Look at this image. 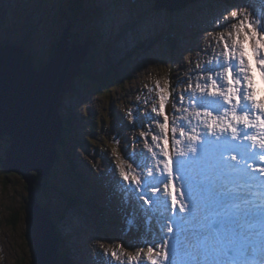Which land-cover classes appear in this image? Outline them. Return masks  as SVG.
Wrapping results in <instances>:
<instances>
[{
  "label": "rangeland",
  "instance_id": "rangeland-1",
  "mask_svg": "<svg viewBox=\"0 0 264 264\" xmlns=\"http://www.w3.org/2000/svg\"><path fill=\"white\" fill-rule=\"evenodd\" d=\"M39 3L42 0H37ZM80 1V5H81V0ZM113 1L118 2L117 0H98L99 6H100V13H101V18H96L93 16V14L91 13V10L94 9V2L93 0H86V2L82 3V7H83V12L81 13V15H79L78 19H76L75 15H74V6L71 2H68V4H70L69 7H63V11L65 12L63 15V19L59 18V15L56 14V19L55 20V24L54 26L57 27V31H58V27H59V31H61L59 33V36L61 35V33L63 32V30L68 27L69 24H71L72 26H74L72 28V31H76V33L81 37L84 38L86 36V34H90L92 37H96V34H94L92 31V29L94 28L95 30V26L99 23L101 24H105L103 25L104 27H100L99 30H101L102 33H104V36L107 35L110 31L112 30H108L109 29V25H107L109 22L110 24H116L117 22H122L124 21L123 18H120V16L118 14H116L111 8L114 4ZM120 1V0H119ZM201 0H199L198 2L192 3L191 0L188 1V7L180 10V11H176L175 16H168L167 13H160V14H155V15H151L149 14V10H151L152 8V4H153V0H135V2L133 1V4H137V17L142 19L144 18L143 16L146 14L149 19L150 22H158L160 24H163L164 28L169 29L170 35L169 37H172L174 39L176 34H179L178 37V44H177V55H178V61L176 63H165L163 59H161L160 62H156V66H153L151 64H149L151 66V68H153L154 70L157 71V74L160 78H164V81H160L161 83V87H168L169 81H171V84L177 85L178 87V94L176 97V108L174 109V104L172 103L171 105H169V109H171L174 112V116H172V126H176V124H180L183 125V122L188 123V121H185L182 119V116L184 115H192V113L198 114L199 117L197 116V118L195 119L194 123H198L201 124V126L203 125H208V123L210 122V118L207 114H218L216 111H209L207 109H204V106H201V100L200 97L204 96V97H209L211 99L216 100L217 98H219V91H215L212 93H207L208 95H206V93L198 91V93H200V95H197L196 92L194 91V89L191 87V91H192V95L193 97H195L196 100H198V104L201 106V108H203L204 110V114L201 112H198L196 110V108L194 107L193 104L189 103L187 106H185L184 108L181 107V100L179 99V97H181L182 95H186L188 100L190 101V99L192 100L193 97L191 95H187L188 91L186 89V86L188 84V81L191 80L189 74H188V62L187 59L190 55H195V56H203L205 53L208 55L207 51L211 48H213L212 45V38L213 35L212 33L206 32L204 34V32H202L201 34L203 35V38H201L200 36L196 37V42L195 41H191L189 39L188 36L186 35H182L179 32H175L173 30V28L176 26V23L178 20L183 21L185 19V22H187V18L190 13L192 14L193 18H197V19H201V14L203 13L201 11V8H197V5L199 4ZM40 5L42 6V4L40 3ZM246 5H248V3H246ZM184 6H187V3L184 2ZM73 7V8H72ZM126 8H129V6L127 5ZM234 10H236V12L239 14V16H241L242 18L245 17L246 14V9H245V4L243 2H240L239 4H235V6L233 7ZM200 11H198V10ZM19 11V12H18ZM20 11H24L21 8H16V9H6L3 12H0V27L2 28V30L4 32H2L0 30V37H2V35H6V36H15L20 28V24L22 23L24 16L20 13ZM214 14H217L216 12H213ZM166 14V15H165ZM31 15H36L33 13H30V11L26 12V16H31ZM2 16H5L4 21L2 22ZM51 17V15L49 16ZM219 19H225L227 22L225 23L226 28H227V35L230 36L229 38L226 39V44L227 46H229L230 48L234 49L236 48V46L234 45V35L230 34V32H228V30L231 27V23L228 19L227 14L225 13H221L218 15ZM68 19H71L72 21L69 22ZM177 19V20H176ZM116 22H113V21ZM202 20V19H201ZM126 21V20H125ZM50 19L47 18L46 21H44L43 26L47 29L46 34H45V39H42V36H40V39L35 38L37 40V45H39V43L41 41H44V46L43 47H37L40 54L42 56H45L48 52V49L50 48L51 44L55 41L56 36L54 35V28L53 26H50ZM137 23H133L131 25H127V26H123V25H119L118 27H116L115 29H121L124 33L126 34H131L133 31L130 30L129 27H134L136 26ZM224 25V26H225ZM13 27L16 28V30L13 29ZM93 27V28H91ZM177 31V30H176ZM6 32V33H5ZM135 32L137 34H141L145 39L148 38L149 35H147V28L143 25L141 28H136ZM1 40V39H0ZM157 43H159V39H157L156 44L155 45H151V50L153 49V54L155 56V58L159 59L160 57H162V53L164 52V48L161 47L159 48L157 46ZM192 46L194 47V49L192 48ZM100 51V49L98 50ZM150 53V51L145 52V54ZM261 53V49H257L255 48L253 57L254 59L257 58L258 54ZM261 55V54H260ZM121 57V55H119ZM228 57V56H227ZM107 59H110V56L106 57ZM141 58H143L144 60H146V58L144 56H141ZM104 59V57L99 54L98 59L96 60V63L101 62ZM111 61L117 62L119 63V65H122L121 62H118V60L116 58H112L110 59ZM176 60V59H175ZM91 61V60H89ZM147 61V60H146ZM139 63H143V61L139 60ZM215 62V61H214ZM149 62L147 61L144 66H146ZM131 64H134L133 60H129L126 59V65L123 66V68L128 69L130 67ZM170 65V67H169ZM178 66V72H175L174 74H172L173 72V67ZM217 67H219V64H216ZM255 67H257V64H254ZM98 71H101L100 69H98ZM152 72V71H151ZM232 75V72L228 69L225 70L224 75ZM150 76V75H149ZM81 77V75H80ZM173 77H175V80L173 81ZM216 78V75H210L209 77H206L204 79H202V84H205V82H214V79ZM150 79V77L147 78V80ZM147 80H143L145 83L147 82ZM151 84L152 81L150 80ZM78 85L76 88V94L71 93L69 95H66L67 100L69 99V103L72 105V107H77L80 103H81V99L82 96L84 98V100H88L86 95H90L91 93L89 92V90L87 89V81L86 83H84L82 81V79H80L78 81ZM128 89L132 88L130 86L132 85H128ZM185 86V87H183ZM145 87L144 85L138 86V89ZM213 87H217L216 83H213L211 86V90L213 89ZM200 88V87H198ZM154 90L157 92L159 91V88L154 87ZM156 92H155V96H156ZM180 93V94H179ZM114 104L118 103H122V105L124 107H131L130 104L124 103L122 102L120 99H122V94L118 95V91H114ZM152 91H149V93L145 96L142 97V92L141 90H137L133 95H131L129 97V100H131V102L134 105V108H136L137 104L140 102H147V103H151L153 102L154 99H152V97L154 96ZM107 96V95H106ZM110 96V94L108 95ZM214 96V97H213ZM96 102H98L96 104V109H98L100 107V103H102L104 101V98L101 96H96L94 97ZM93 98V99H94ZM207 99V98H206ZM204 100V99H203ZM121 105V106H122ZM87 106V104L85 105ZM159 104H157L156 108L158 110ZM81 107V105H80ZM87 108V107H86ZM106 110L103 114H107L109 109L107 107H105ZM133 108V109H134ZM146 106H143L141 109H145ZM190 108H193V112H190ZM199 107H197L198 109ZM175 110V111H174ZM68 111H70L68 109ZM81 111L83 112L84 109L81 107ZM114 114L120 116V118L117 119V121L115 122V126L113 128V133H115L116 135L121 136L123 139L125 137V135L123 134L124 131H126L128 128H131V130L134 131V133H136V129H135V125L138 123L141 124L143 126V128H145L144 130L148 131V133H146V136L148 139H152V142H156L153 140V136L157 135L156 133H162V130L159 128V122L160 120L157 122L156 126H155V131L150 129V122L147 121L143 115V113L141 112L140 114H137V119L135 120V122H131L129 124V121L125 118V117H121V115L123 114V111H121L120 109H115L114 110ZM82 114H79V117ZM156 116V114H155ZM159 118V117H158ZM215 119V118H214ZM221 119V118H220ZM220 119H215L217 121H219ZM212 121V120H211ZM146 124H145V123ZM193 123V124H194ZM211 123V122H210ZM221 125V124H220ZM110 128V127H109ZM221 129H219L218 132H220ZM197 131L198 132H202L203 130H199V128L197 127ZM207 131L209 132V134H211V130L209 128H207ZM161 136V135H160ZM162 141V138L159 142ZM6 146L3 147V150H5ZM1 156L2 153L0 152V264H31L33 263V258H32V247H31V243H30V238L28 236L29 233V223H28V214H27V205L24 204L26 198V189H25V185L23 182L22 177L19 174L16 173H6V172H2L1 170V163L3 162V158L1 161ZM102 163L100 158L95 157L94 158V167H99L101 168ZM119 168V171H121V168ZM61 168H56L53 171V175L54 177L50 176L49 180L47 183H45L44 188H41L38 185V188L35 187V189L38 191V197H39V203H41V205H43L45 202H47V205L49 204L51 199H54V208L57 207H62V206H66L65 203V199L64 198H60L57 195V192L55 190H51L52 189V184L53 181L55 180V182H58L59 184H64V181L66 180V176L61 172ZM32 175L34 174L35 176L39 177L40 179H43L42 177H40L37 173L33 172L31 173ZM54 179V180H53ZM44 180L40 181V184H43ZM49 185V190L47 191ZM34 186V185H33ZM32 186V188H33ZM68 187H66L64 190H67ZM199 196H205L206 193L204 192H199L198 193ZM180 199H185L187 200V198L184 195L180 196ZM99 202V206H101L102 208L105 207V204H109V205H113V206H117L118 203L117 201H115V199L113 197H107L105 200L104 199H100L98 200ZM196 202L202 201L205 202L207 201V199L205 198H196L195 200ZM44 207V206H43ZM200 209L202 210L203 207L200 206ZM75 209L71 208V212H75ZM206 213V211H205ZM14 215H18V222H20L18 225L15 224V221L12 220ZM118 214L113 211V216H117ZM67 220L69 218H66ZM105 229L108 232H113L112 229H110L108 227V225H104ZM95 228L101 233L102 235V239L105 241L106 239L111 241L109 243V247H104L107 252L109 254L112 255L113 252H116L118 255L117 250L120 251V254L123 256L122 257V264H131V256H136L137 257V262L139 263L141 260H145L146 256L148 255V249L151 248L153 245L157 246V250H156V254L155 257L157 256V254H165L166 253V248H165V242L168 238V236L166 234H163V243L162 244H154L152 243L150 240H148V233L145 232H141V233H137L136 235H131V231H129L128 235H131L133 238L132 240H130V246H134L133 247V252L129 253L128 250H126L125 248H120L117 244H114L113 241L111 240V236L110 234L104 233L100 230V228L98 226H95ZM121 235L123 233H120ZM27 235V236H26ZM30 235V234H29ZM55 237V236H54ZM58 242H59V238H58ZM34 255V254H33ZM54 262H57V258L55 256ZM150 263V262H149Z\"/></svg>",
  "mask_w": 264,
  "mask_h": 264
},
{
  "label": "water",
  "instance_id": "water-1",
  "mask_svg": "<svg viewBox=\"0 0 264 264\" xmlns=\"http://www.w3.org/2000/svg\"><path fill=\"white\" fill-rule=\"evenodd\" d=\"M63 40L67 42L65 37ZM68 51L63 56L56 55L54 67L50 64L39 73L32 60L0 46V140L10 136L1 170L19 174L23 179L30 209L28 223L33 238L30 243L35 248L34 257L44 264H53L55 259L52 225L49 213L42 214L38 208L31 173L40 177L49 174V163L61 134L62 93L85 60H75ZM44 185L45 182L40 187Z\"/></svg>",
  "mask_w": 264,
  "mask_h": 264
},
{
  "label": "snow or ice",
  "instance_id": "snow-or-ice-1",
  "mask_svg": "<svg viewBox=\"0 0 264 264\" xmlns=\"http://www.w3.org/2000/svg\"><path fill=\"white\" fill-rule=\"evenodd\" d=\"M237 15L238 13L232 12V16ZM243 30L244 25H239L236 35L239 36L240 32H243ZM222 37L223 34H221L220 38ZM236 42L239 43L240 41L237 40ZM219 67H227L223 59L219 61ZM207 71L213 72L215 74L219 70L217 68L210 67L207 69ZM216 79L220 81V77H216ZM220 82L222 83V81ZM157 87L159 88L160 92L159 108L158 110L153 109V111L156 112L157 117H162V122H159V128L162 130L164 137L162 141V147H160L159 149V152H162V156H160L157 164L162 165L166 169L167 177H179V180L173 179L170 189L171 205L175 204L177 207H179L181 192H183L185 196H187L189 193L194 192L199 186V178L208 171L209 165H211V167L214 169L226 170L231 166V154L236 151L237 147L243 146L234 141L231 134L219 135L216 131L218 127V121L215 119H213L207 126L209 129H211V134H209L207 129L203 130L202 132H198L196 127L191 126L192 120L190 119V117H197L195 113H193L192 115L187 114L182 116L183 120L188 121L187 124H176V126H172V117H170V114L167 110L168 103L173 98L171 81H169L167 88L160 87L159 82H157ZM212 91H216L215 87H213ZM206 98L207 97L201 96L200 100ZM193 102L197 104L199 101L196 100L195 97H193L192 103ZM220 131L224 132L222 128ZM177 132L178 137L175 139L177 152L174 160L171 152L169 137L176 135ZM181 138H183V141H187L184 147H180L182 144ZM153 140L159 142L161 140V136L159 134L154 135ZM149 145H151V148L153 147L151 143H149ZM157 155H159L158 152H151L152 157H156ZM148 166L152 167L151 164H149ZM141 171L143 175V185H141L140 179H137L134 185L131 184V177L126 171L123 173V180L129 182L130 186L128 188V191L131 195L135 196L137 200H140V195H137V186H140L143 188V197H147V199L150 200L152 204H154L155 201L152 200L150 193L161 192L162 186L167 185L169 183V180L166 176L161 175L160 173H149L143 168L141 169ZM156 250V245H153L151 248H149L146 259L141 260L139 264H149V262H151V264H158V262L155 260ZM112 255L117 256V253L113 252ZM166 255H169L170 257V252ZM136 261L137 257L131 256V264H136ZM168 264H171L170 258L168 260Z\"/></svg>",
  "mask_w": 264,
  "mask_h": 264
},
{
  "label": "trees",
  "instance_id": "trees-1",
  "mask_svg": "<svg viewBox=\"0 0 264 264\" xmlns=\"http://www.w3.org/2000/svg\"><path fill=\"white\" fill-rule=\"evenodd\" d=\"M69 1L75 7L74 9L75 10L77 9L76 13L79 12L80 11V7L83 5L82 1H81V5H80V1H78V0H69ZM175 36L177 37V34ZM73 37H72V40H71V42H73V43L74 42H77V43H81V42L84 43L85 42L78 35L77 36H73ZM55 45H56V42L51 46L52 48L48 51V56L45 59L42 58V57H37L36 60H34V62H35V64H36L38 69H41L42 67H45L48 64V62L50 63L51 60L55 57V55H54V53H55ZM176 48L177 47L175 45L174 51L176 50ZM147 54L149 55V53H147ZM173 71H174V68H173ZM82 73H83L82 74L83 77L87 81V89L89 91L93 92L94 93L93 95L102 94V93H105V92H108V93L111 92L112 93L114 91L119 90L120 88H122V86L125 85L124 84L125 83L124 78L121 79V74H118V72H116V70H111V69L105 68L104 71H102V72L98 71V68L94 65V63H92V61H89V59H87V63L83 66V72ZM80 79H82V78L81 77L78 78L77 81H79ZM129 80H131V79L129 78ZM82 81H83V79H82ZM111 105H113V103H111ZM73 120L74 119H71V121H69V120H65L64 121V124H63V127H62V131H63L64 134H63L62 139L57 143V147H56L58 152L62 153V151H59V150H61L63 146L65 147L66 145H68V138H70V140H74L75 145H70V146H73L72 150H75V146L76 145L78 146V145H80L82 143L81 139L79 137V132L77 131V129L76 130L73 129L75 134H73V133L70 134L72 132L71 126H73L74 124L77 125V123L73 122ZM78 126H80L79 122H78ZM86 126L87 125L85 124L79 129L80 130H85ZM4 146H6L5 150H3ZM9 147H10V140L8 139V137H6L3 140H0V152L2 153L1 161H2V158L5 160L7 148L9 149ZM33 177H34V179L36 181V185L43 186V184H40L41 180H44V182L47 183V181H46V179L44 177H43V179H40L39 177L35 176L34 174H33ZM35 187L38 188L37 186H35ZM35 187H34V190H35V193H36V195L38 197V191L35 189ZM51 187H52L51 190H55L58 195H63L64 198H66L69 201L70 205L72 204L76 208H78L80 206V204H81V202L83 200L82 199V195H83V198H84V194L82 193V195H81V193L78 190H76V189L67 188V190H61L59 188V185L56 184V182H54V181H53V184H52ZM47 191H50L49 190V185H48ZM41 203H42V201H41ZM41 203H40V205H41ZM53 203H54L53 199H51L48 205H47V202H45L41 206L42 207L44 206L43 208H45V209H47L48 211L51 212L53 223L55 225L56 224L58 225L64 219V216H62L60 214V211L58 210L57 206H56V208H54V204ZM24 204L27 205L28 211H29V206H28L27 199L25 200ZM27 214L29 216V212H27ZM18 219H19L18 215H14L13 218H12V220L15 221L16 225H18L20 223V222H18ZM56 236L59 237V247L61 246V248H59V251H61V252H58L59 261H57L54 264H74L69 259V252L66 249V247L64 246V244L62 243V236H61L60 232L58 231V229H57ZM28 237L30 239H32V241H33V238L31 236V228L29 230L27 238ZM32 249L34 250V255L32 254V258H33L34 261L31 264H44V263L38 261L34 257L35 256V248H34V246H33Z\"/></svg>",
  "mask_w": 264,
  "mask_h": 264
},
{
  "label": "bare ground",
  "instance_id": "bare-ground-1",
  "mask_svg": "<svg viewBox=\"0 0 264 264\" xmlns=\"http://www.w3.org/2000/svg\"><path fill=\"white\" fill-rule=\"evenodd\" d=\"M86 63H87V59H85V60L83 61V63H81V64L79 65L80 69L78 70L77 75L74 77L75 80H77L78 78H80V75H81L82 72H83V66H84ZM233 95H234V94H232L231 97H230V101L228 102L229 105H231V103H232V97H233ZM114 190L117 192V194H118V196H119V198H118V203L125 202V203H130V204L134 205V203L132 202V200H131L130 197H129L130 195H129V191H128L127 188H123V189H122L121 184H119L118 182H116V183H115ZM97 205H98V208H99L101 211L104 212L103 208H102L101 206H99V203H97ZM135 205L140 207V205H138V203H135ZM143 211H144L145 215H147V216H152V213H151V212H149V211H147V210H145V209H143ZM185 218L188 219L189 216H185ZM199 221L201 222L202 219L199 218ZM157 229H158V227H157ZM58 238H59V237L57 236V240H58ZM59 248H61V246H60ZM59 252H61V251H59Z\"/></svg>",
  "mask_w": 264,
  "mask_h": 264
}]
</instances>
